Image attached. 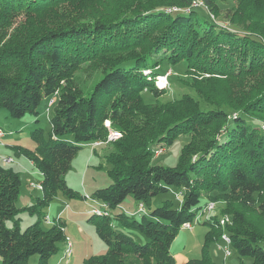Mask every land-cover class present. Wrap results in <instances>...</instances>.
Returning a JSON list of instances; mask_svg holds the SVG:
<instances>
[{
	"label": "trees",
	"instance_id": "16d2710c",
	"mask_svg": "<svg viewBox=\"0 0 264 264\" xmlns=\"http://www.w3.org/2000/svg\"><path fill=\"white\" fill-rule=\"evenodd\" d=\"M233 1L227 23L217 20L221 2ZM196 2L201 7H193ZM15 22L3 42L0 31V108L13 118L37 114L41 99L58 92L47 135L32 132L34 150L13 146L42 175V195L29 213L48 207L58 191L83 198L64 175L84 144L106 140L108 119L121 137L107 142L112 182L92 191L102 202L90 209L107 216L90 220L108 251L82 264H176L170 245L203 209L206 190L214 192L210 200L224 202L221 213L230 214L225 231L236 264L245 257L264 264V0H0V28ZM164 62L185 66L180 80L195 96L159 99L151 76L165 74L154 69ZM84 63L100 69L86 92L73 83ZM146 89L150 103L143 99ZM181 136L188 140L175 165L153 162V143L170 146ZM173 189L182 190L180 201L149 208L154 196ZM19 190L18 173L0 164V264H28L34 254L38 264H48L66 238L64 222L44 230L39 213L21 230ZM129 195L140 203V216L111 214ZM201 219L197 223L209 226L201 256L183 264H217L209 243L224 228L214 227L215 214ZM127 229L147 241L137 243Z\"/></svg>",
	"mask_w": 264,
	"mask_h": 264
},
{
	"label": "rangeland",
	"instance_id": "374dc122",
	"mask_svg": "<svg viewBox=\"0 0 264 264\" xmlns=\"http://www.w3.org/2000/svg\"><path fill=\"white\" fill-rule=\"evenodd\" d=\"M233 3L235 4V1L231 3L221 2L222 6L220 7V12L216 19L227 23V7ZM197 10L198 16L206 20V15L200 14L199 9ZM20 19H22L21 16L17 18V21ZM15 26L16 22L10 27L4 28L3 26L0 28V31L3 30L6 33L2 42L7 38L8 33L12 32V29ZM150 62L151 60H149V63ZM88 63L81 65L75 73L73 79L74 85L77 86V88L79 87V89L83 92L92 88L93 84L100 76V69L94 66L88 67ZM165 63L166 62L160 64L159 67L154 69L157 71H163L165 74H170L166 77V82L161 79V81L157 83V76H151L152 79L154 78L153 84L159 91H161L159 99L161 101H167L179 97L183 93H190L195 96L194 91L189 86L183 84L180 80V78L186 79L185 66L183 64L178 66H169ZM144 69L145 72L148 71V67H144ZM165 74L160 75L165 76ZM188 75L196 76L197 74ZM57 97L58 92L55 91L51 97L42 98L36 108L37 114L26 113L24 116L19 118L9 116L5 108H0V128L6 133L5 135H2L3 138L0 136V156L9 154L14 159V162L12 163L0 164L5 167H11L18 173L20 179V190L16 201V206L22 210V212L17 216L19 228L24 230L26 227L33 224L37 220L39 213L41 214L40 227L44 230H48L54 223L61 225V222H64L66 230L65 237L72 243V253L69 257L60 259L61 264H80V262L83 263L85 258L92 255H104L108 251L107 245L96 234L95 227L90 220L91 215L96 217L107 216L94 215L90 213V209L92 207H100L101 203V201L94 198L90 192L96 188L108 186L112 182L111 177L108 175V170L111 165L108 163L105 156L107 155L106 151L108 145H110L107 142L114 141H110L108 139L110 132L117 129L110 123L106 125L105 122H103L108 131L107 138L104 141L105 143L100 141L102 143L98 145L84 144V146L72 159L70 169L65 173L64 179L67 186L79 193H84L82 199L68 198L63 195L62 192L58 191L57 195L48 207L42 209L40 212H35L33 214L29 213L27 209L35 205L36 199L42 195L41 186L39 185L42 181V175L35 165L24 155H16V153H14L13 146L16 145L25 147L29 150H34L36 143L32 139L31 134L35 129H41L44 135H47V132L50 130L49 119L52 116L53 105L55 104L54 101H56ZM50 99H53L51 104L49 103ZM143 99L146 103H150L154 98L151 92L146 89L143 92ZM200 129L201 131L204 130V128ZM262 129L264 130V126H262ZM120 137L121 136L118 138ZM187 140L188 137L181 136L170 146L161 140L158 141V143H153V162L168 166L175 165L180 149ZM192 158H196V154L192 155ZM31 184L35 186H32ZM180 191L182 190L173 189L164 193H159L151 199L149 208L151 209L161 205L162 201L165 199H173L174 202L177 203L179 200V198H177V194H179ZM211 195H214V192H209V190L203 191L202 196L204 200H202V203L207 201L209 204H212V212L210 214H215V216L217 215V221L213 225L215 228L218 226L224 228V231L220 235L221 237L223 233H227L225 231V227L231 224V217L229 213H221L224 208V202L222 200H210ZM138 207L139 203H137V201L129 195L120 203V206L111 208L110 212L111 214L117 212H129L128 214L138 218L140 216L139 214L142 213V211L137 210ZM75 211H77V213ZM208 216L209 214H202L200 219L203 217L207 218ZM225 217L228 218V222L226 220L221 222V220ZM6 225L8 227L12 226V222L7 221ZM79 228H82L83 230ZM208 230L209 226L202 223V221L194 224L191 230L184 228L179 230L177 236L170 245V252L173 254L176 264H183L190 258H199L201 256V247L204 243L205 235ZM126 233L132 236L137 243H144L147 241L146 236L137 230L127 229ZM219 242L220 239L215 243H209V253L217 264H224L222 261V259H224V254L217 247ZM57 247V251L48 259V264H55L58 258L60 256L62 257L66 247L65 240H61ZM38 259V254H34L29 258L28 264H38ZM238 259L237 253L232 249V253L227 257V259H225V263L236 264ZM242 259L245 264L250 263V258L245 257Z\"/></svg>",
	"mask_w": 264,
	"mask_h": 264
},
{
	"label": "bare ground",
	"instance_id": "6f19581e",
	"mask_svg": "<svg viewBox=\"0 0 264 264\" xmlns=\"http://www.w3.org/2000/svg\"><path fill=\"white\" fill-rule=\"evenodd\" d=\"M199 5H202L201 2L198 3ZM172 9L171 8H165V11H171ZM168 73L165 74V76H158L156 82H160L161 79H163L165 82H166V77H167ZM106 125L109 124V123H105ZM3 135V132L0 130V136L2 137ZM109 135V134H108ZM120 136V133L118 132V134H116L115 138L113 136V131L110 132V135L108 137V139L111 141V140H116L118 137ZM98 141L95 142L94 144L92 145H98ZM6 157H11L13 159L12 156H6ZM13 162H14V159H13ZM9 163H12V162H4V164H9ZM32 186H35L33 184H31ZM209 207L212 208V204H209ZM203 210V209H202ZM201 210V211H202ZM93 213V212H92ZM94 214V213H93ZM198 215V214H197ZM197 215L195 216V218L197 217ZM202 215V214H201ZM195 218L193 219L192 222H195ZM224 220H228L227 217L223 218L221 220V222H224ZM228 222V221H227ZM226 223V222H225ZM226 225V224H225ZM65 242H66V247H65V250H64V253H69V244H72L71 241L67 238H65ZM226 244L229 246V248L226 249ZM217 247L219 248V250H221V252L224 254L225 256V252H226V257L230 256L231 255V242H230V238H229V235H227V233H223L222 236L220 237V242L217 244Z\"/></svg>",
	"mask_w": 264,
	"mask_h": 264
},
{
	"label": "built area",
	"instance_id": "2783aa9c",
	"mask_svg": "<svg viewBox=\"0 0 264 264\" xmlns=\"http://www.w3.org/2000/svg\"><path fill=\"white\" fill-rule=\"evenodd\" d=\"M193 7H201V5H198V3L196 2L195 3V6H193ZM179 9H181V8L179 7ZM174 10H177V9H173L171 11H174ZM52 102H53V99H50L49 103L51 104ZM104 122L105 123H110V120L105 119ZM118 132L119 131H117V130H113V136H114V138H115L116 134H118ZM90 144H94V142L87 143L86 145H90ZM4 162H13V159L11 157L0 156V163H4ZM181 197H182V192L180 191L179 194H177V198H179V200H181ZM137 209H140V203H139V207ZM211 212H212V209H211V207H209V202H207L206 204L203 205V210L202 211H199L197 217L195 218V222H185L182 225V228L191 230L193 228V225L195 223H197V221L200 220L201 214H209L210 215ZM227 248H229V246L226 244V249ZM71 253H72V244H69V253H63L61 259L69 257L71 255ZM225 259H227L226 252H225V256H224L223 262H224V264H227V263H225L226 262Z\"/></svg>",
	"mask_w": 264,
	"mask_h": 264
},
{
	"label": "crops",
	"instance_id": "0c3cea01",
	"mask_svg": "<svg viewBox=\"0 0 264 264\" xmlns=\"http://www.w3.org/2000/svg\"><path fill=\"white\" fill-rule=\"evenodd\" d=\"M3 138V137H2ZM7 156H10L9 154H6ZM5 155V156H6ZM93 191V190H92ZM92 191L90 192V193H92ZM86 193V192H85ZM88 193V192H87ZM81 195L82 194H84V193H80ZM82 199V198H81ZM83 202H84V200H83ZM85 203V202H84ZM86 204V203H85ZM120 206V205H119ZM76 213H77V211H75ZM85 212H86V210H85ZM87 213V212H86ZM88 214V213H87ZM79 229H81V230H83L82 228H79ZM65 234H66V230H65ZM61 256L58 258V260L56 261V263L55 264H61ZM82 261V260H81ZM222 261H223V259H222ZM80 264H82L81 262H80Z\"/></svg>",
	"mask_w": 264,
	"mask_h": 264
}]
</instances>
